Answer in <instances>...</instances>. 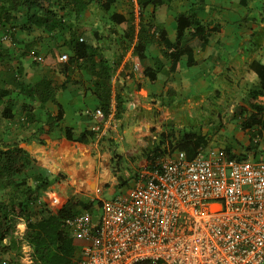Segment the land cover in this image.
Instances as JSON below:
<instances>
[{
  "label": "crops",
  "instance_id": "crops-1",
  "mask_svg": "<svg viewBox=\"0 0 264 264\" xmlns=\"http://www.w3.org/2000/svg\"><path fill=\"white\" fill-rule=\"evenodd\" d=\"M174 1L180 4H173ZM223 1L173 0L169 5L157 8L149 5L141 9L142 14L136 19V25L133 24L136 33L141 23L153 22L167 29L168 41L172 42L177 37L178 16L181 13L195 14L199 21L211 27L216 23L222 25L221 31L210 36L205 49L195 48L184 54L179 60L178 68V61L165 53L168 49L159 34L149 39L144 57L136 55L133 58L134 65L131 60L128 61L132 50L123 62L116 51L99 49L111 61L121 62L113 76L111 104L115 111L109 117L96 114L101 106V98L95 93L96 76L91 70L82 65H71L68 70H61L39 60L37 57L41 58L48 52L37 41L40 35L46 33L45 29L37 26L32 29L17 27L19 39L37 42L23 56L33 65L27 62L28 81L37 82L47 77L59 85L56 98L62 104L64 112L59 126L50 133H43L41 138H34L28 146L23 143L21 145L33 157L35 170L51 179L56 178L51 189L61 197V206L72 197H79L83 201L101 197L103 193L98 194L96 188L114 179L111 172L114 174L115 153L122 156L125 166H144L148 161L147 153L153 143L160 139V133L172 132L173 128L176 133V129L183 131L188 128L190 131L206 134L214 129L216 117H222L224 125L216 129L220 140L213 141L208 149L220 151L233 142L236 143L234 150L241 152L243 148L237 146L236 139L249 136L250 142L252 131H255L258 149L264 152V127L256 124L244 129L242 125L246 117L258 115H254L256 113L245 97L251 92L253 84L261 81L259 73L251 65L255 60L264 64V13L261 12L264 11V0H250L246 4L244 0H231L233 4L225 3L226 6H223ZM116 3L117 0L110 11L115 8ZM122 6L129 7L127 4ZM178 6L182 8L178 10ZM59 7L60 5H56V8ZM96 7L99 9H95ZM222 8L225 10L221 14L218 10ZM100 10L106 9L98 0H94L80 16L77 17L76 13L69 15L67 21L73 20L74 24L81 27L83 23L95 21ZM117 12H122L127 20L119 24L111 17L112 24L120 29L129 27L132 21L128 13ZM169 25H175V37L170 36ZM66 31L62 27L57 30L60 39L65 38ZM120 37L126 39L127 33L120 32ZM241 40L243 46L240 45ZM62 52L72 54L67 46L62 47ZM136 62H140L139 67H135ZM154 77L155 80H152ZM119 94L122 98L118 97ZM35 103H38L36 113L44 117L58 114L60 109L59 104L53 100L44 104L39 101ZM244 107L248 108L245 116L240 112ZM88 111L92 114H88ZM203 114L211 116L206 119ZM201 119L204 122L200 127ZM97 121L105 122L102 134L88 135L89 144L84 143L81 139L83 133L91 130ZM67 127L72 128L73 139L68 137ZM109 187L110 194L115 193L117 186ZM78 243L81 244L82 240Z\"/></svg>",
  "mask_w": 264,
  "mask_h": 264
},
{
  "label": "trees",
  "instance_id": "trees-1",
  "mask_svg": "<svg viewBox=\"0 0 264 264\" xmlns=\"http://www.w3.org/2000/svg\"><path fill=\"white\" fill-rule=\"evenodd\" d=\"M94 0H0V28L8 34L11 41L23 43L22 57L28 51L37 45L35 40L26 41L19 39L17 36V27L21 29H32L37 26L45 29V34L38 37L37 41L46 47L47 53L43 54V62L51 65L53 68L68 70L71 65L85 66L96 76L95 93L101 98V106L105 112L109 113L111 99L113 96V76L121 62H113L100 52L98 46H94L87 39H81V27L74 24L71 20L67 21L69 15L76 13L80 16ZM173 0H137L142 9L149 5L154 8L162 5L171 4ZM247 0H245V4ZM106 10L111 9L116 0H98ZM56 5H60L56 8ZM69 7V9H68ZM62 10L64 13H62ZM133 13L131 12L130 19ZM112 18L119 24L126 22V17L122 12H113ZM136 23V22H135ZM65 28L66 34L63 39L59 38L57 30ZM133 41L137 38L134 50L140 56H145V50L149 39L159 34L161 40L166 43L168 49L165 53L178 61L180 58L193 51L195 48L205 49L209 44L210 36L222 30V25L216 23L210 26L198 20L195 14L181 13L178 16L177 37L174 42L168 41V31L165 27L150 23H141L136 33L135 26L131 24L124 27ZM18 38V39H17ZM17 39V40H16ZM169 42V43H168ZM67 46L72 54L63 53L62 47ZM15 54L9 47L0 41V65L7 66L5 69L10 70L12 60ZM122 59V57H121ZM20 61V60H19ZM190 63H194L193 61ZM19 62L18 69L21 70ZM252 69L259 73L261 81L256 84L257 88L251 90L254 98L264 94V64L260 61H253ZM149 72V70H146ZM14 72V71H13ZM20 74L13 76L14 86H4L0 90V114L2 118L13 120L17 116V111L23 116L26 124H36L38 129L35 133H50L59 126V122L64 118L62 104L56 98V89L59 85L54 83L51 78L44 77L37 82H27L21 80ZM155 80V77L152 78ZM6 82V79H4ZM18 89V95L14 97L13 92ZM25 94V100H18L20 95ZM17 97V98H16ZM119 98L122 96L119 94ZM53 100L59 104L58 114H49L47 122H42L44 116L36 113V101L44 104ZM121 112V105H118ZM254 115H257L254 114ZM258 124L264 127V122L256 116H248L243 121V128H250ZM47 127L45 129V127ZM27 126V125H26ZM30 129V128H29ZM43 131V132H42ZM185 131V130H184ZM68 137L73 139L71 127L66 128ZM170 132V131H169ZM39 133L36 137L39 138ZM169 134L167 131L160 133V139L155 141L150 147L147 156L148 159L153 156H165V154L175 149L185 150L190 157L197 154L200 148L207 149L211 143L203 133L187 131L178 138L173 136L174 128ZM95 134L92 130H86L81 139L84 143L89 144L88 135ZM257 132H252L249 147L257 148L254 155H262V150L258 149L259 142L255 141ZM0 136V188L5 195L0 197V263L3 261V254H15V257L5 259L7 264H78L77 251L79 240L75 236L74 228L67 224L69 218H77L82 210L92 211L95 202L75 200L70 198L63 206L51 207L46 201L39 202L46 188L53 183V179L40 174L39 171L34 174L33 181L23 177L24 171L34 166L33 157L30 152L21 145L14 143L6 146V142H1ZM170 137V138H169ZM41 138V137H40ZM169 142H166L168 140ZM228 155H232L234 144L229 143L224 148ZM225 152V154H226ZM153 159V158H152ZM113 161L115 163V172L124 169L125 162L122 156L115 153ZM119 176L120 186L128 183V180ZM115 179L104 183V186L112 185ZM20 217L26 223V230L22 236L15 234L16 218ZM5 240L7 242H5ZM25 243L29 244L32 262L24 260L26 255Z\"/></svg>",
  "mask_w": 264,
  "mask_h": 264
},
{
  "label": "built area",
  "instance_id": "built-area-1",
  "mask_svg": "<svg viewBox=\"0 0 264 264\" xmlns=\"http://www.w3.org/2000/svg\"><path fill=\"white\" fill-rule=\"evenodd\" d=\"M114 111L111 104L108 114L102 107L96 114ZM102 123L92 126L97 135ZM225 152L200 148L190 157L178 148L154 156L130 187L117 186L123 191L69 218L82 240L78 264H264V156ZM43 201L62 205L52 190ZM24 246L31 263V247Z\"/></svg>",
  "mask_w": 264,
  "mask_h": 264
},
{
  "label": "rangeland",
  "instance_id": "rangeland-1",
  "mask_svg": "<svg viewBox=\"0 0 264 264\" xmlns=\"http://www.w3.org/2000/svg\"><path fill=\"white\" fill-rule=\"evenodd\" d=\"M230 1L231 0H224L223 6H226V4H233ZM249 1L250 0H247L246 2H249ZM244 2H245V0H244ZM116 4L117 5H114L115 8L112 9V11H109V12H107L106 10L98 11L97 15H96L97 18L95 19V21L83 23V25L81 26V33L85 39H87L89 42H91L94 46H98L99 49H101V50L107 49V50L116 51L117 56H121L123 59V62L127 59L126 56H128L129 51L132 50V55L130 56L128 61L131 60L130 62L131 63L133 62V65H134L135 61L133 60V58L136 55L138 56V54L136 52H135L136 54L134 53V51H135L134 47H135L137 40L135 39L132 41L130 39V35L126 32V30L120 29L115 24H112L113 22L111 20V17H112V13L114 12L115 9L117 11L127 12L129 17H130L131 12H132L133 13L132 19H130V20L132 21V24L136 25V23H134V22H136V19L138 20V18L140 17V15L142 13H141L140 9H137V8H139V5L138 4L136 5L135 0H117ZM123 4H127L129 7H124V6H122ZM173 4H180V3L174 1ZM180 7L181 6H178V10H180L182 8V7L181 8ZM95 9H99V8L96 7ZM126 10H128V11H126ZM224 10L225 9L222 8L218 11L222 14ZM261 12L264 13V11H261ZM233 24H234V26H237L235 23H233ZM168 29L170 32V36L175 37V29H176L175 25H173V26L169 25ZM94 31H96V34H94ZM123 31H125L127 33V38L126 39L124 38L125 40L120 37V32H123ZM28 38L30 39V37H28ZM239 38L245 40V38H242V37H239ZM24 39H26V38H24ZM254 40H256V37H254ZM0 41L3 42L5 46L10 47V50L16 56L12 60V65H9L10 66L9 71H7L5 69L7 66L0 65V90H1V87H4V86H9V87L14 86L12 84V83H14V80H13L14 73L16 75L20 74L19 78L21 80H26L27 82H29L27 79L28 73L26 71V68H27V62L30 64L32 62H30L26 57L25 58L22 57L21 52L23 50L24 45L21 44L20 42H18V44H14V42H13V44H12L11 38L6 36V33L1 28H0ZM240 43H241L240 45L243 46L242 40L240 41ZM249 48H251V46H249ZM36 52H37V50H36ZM19 62L22 64L21 70L18 69ZM31 66H33V65L31 64ZM33 76H34V74H33ZM4 79H6V82L4 81ZM253 85L256 86L255 84H253ZM254 86L251 87V90L257 88V86L256 87H254ZM18 92H19L18 89L14 90V92H13L14 97L16 95H18ZM18 97H19L18 100L20 102L22 100H25V94H22ZM245 98L247 99V101H249L248 105L252 107V111L254 113L258 114L256 117H258L259 119H261L264 122V94L259 95L257 98H254L253 94L249 92V94ZM34 105L37 106L38 103H35ZM247 110H248V108L244 107L242 109V111H240V112H241V114H243L245 116ZM215 114L217 115V112ZM247 114H249V112ZM209 116H211V115L206 114V115H204L203 118L207 119V117H209ZM22 117L23 116L20 114V111H17V116L13 120H7L5 118H2V116L0 114V136H3L1 138V142L5 141L6 146L14 144V143H23L24 146H28L29 143L39 133V132L35 133V131H33V129L37 130L38 125H41L42 123L26 124ZM187 117H190V116L188 115ZM42 119H43L42 122H45V121L47 122V116L43 117ZM203 122H204V119H201V121L199 122L200 127H201ZM213 123H215L214 129L210 130L206 133L207 134L206 136L208 138H210V140H211V143L209 144L210 147H211L213 141L217 142L220 140V138L218 136V132L216 131V129L221 128L224 125V121L222 120V117L221 118L216 117V121H214ZM44 127H45V125H44ZM46 128L47 127H45V129ZM244 129H246V128H244ZM92 131H94V130H92ZM176 131H177V133H173V136H175L174 139H176V137L178 138L180 135H182L183 133L190 131V130L188 128H186L185 131L184 130L182 131L180 129H176ZM200 131H201V128H200ZM252 132H254V131H252ZM168 133L172 134L171 132H168ZM247 133H249V132H247ZM39 137H41V132L39 133ZM244 137L245 138H243V139L242 138L236 139L237 146L242 147L243 150L241 152H236L233 149L231 157H235V156L244 157V156H248L249 154L250 155L254 154V151L257 148L249 147L250 146L249 136H244ZM169 138H168V140H166V142H169ZM232 144H234V146L236 148V143L232 142ZM261 154H262V156H264V152H261ZM143 168H144L143 166H140L138 164H134V166H130V165L124 166V169L120 170L119 172H115V170H114V174L111 172V174H112L111 177L113 178V175H114L115 181L111 186H115V187L119 186L120 185L119 184V176H123V178H121V180H123V179L128 180V182H130V185L128 187H130L132 185L133 181L135 179H137L139 171ZM35 173H37V171L35 169H33L32 167H29L24 171L23 177H26V179L28 178L30 183H32V182L34 183V181L32 179H33ZM54 181H56V178L55 179L53 178V183L49 187H47L45 191L52 190L51 188H52V185L54 184ZM109 186H104L103 183H102V185H100V187L102 189V193H103V194L102 193L101 194L104 198H110L114 195V193L110 194V192H109L110 187ZM122 191L123 190L121 188H119V187L117 188V193H120ZM5 194H6V192H4V190L2 192V188H0V197H2V195H5ZM73 198H75V200H77L79 197H73ZM100 198L99 197H93V198H90L89 201L95 202L96 200H99ZM24 222L25 221H23L20 217L16 218L15 234L17 236H22V234L26 230V227H25V229H23L24 227H23V225H21V224H24ZM5 242H7V241L5 240ZM1 255H3L4 259L0 264H7L5 259L15 257V254H11V253H9V255H7V254L5 255L2 253ZM24 260L28 262L27 259L24 258Z\"/></svg>",
  "mask_w": 264,
  "mask_h": 264
},
{
  "label": "clouds",
  "instance_id": "clouds-1",
  "mask_svg": "<svg viewBox=\"0 0 264 264\" xmlns=\"http://www.w3.org/2000/svg\"><path fill=\"white\" fill-rule=\"evenodd\" d=\"M166 155V154H165ZM159 156V155H158ZM154 157V156H153ZM152 157V158H153ZM152 158L150 157L149 159H148V161L147 162H149V160H152ZM147 164V163H146ZM146 165H144L143 167H145ZM84 211V210H83Z\"/></svg>",
  "mask_w": 264,
  "mask_h": 264
}]
</instances>
